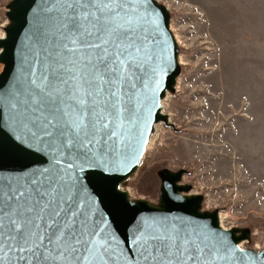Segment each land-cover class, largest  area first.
Wrapping results in <instances>:
<instances>
[{"label":"water","instance_id":"water-1","mask_svg":"<svg viewBox=\"0 0 264 264\" xmlns=\"http://www.w3.org/2000/svg\"><path fill=\"white\" fill-rule=\"evenodd\" d=\"M20 19L0 40V264H250L179 215L195 203L173 179L164 212L114 193L176 80L161 18L139 0H31Z\"/></svg>","mask_w":264,"mask_h":264},{"label":"rangeland","instance_id":"rangeland-1","mask_svg":"<svg viewBox=\"0 0 264 264\" xmlns=\"http://www.w3.org/2000/svg\"><path fill=\"white\" fill-rule=\"evenodd\" d=\"M152 1L184 64L174 66L176 80L162 101L166 124L156 125L151 148L120 188L133 203L161 208L171 178L195 203L190 216L224 214L244 250L262 253L264 0ZM30 2L0 0V40L22 26ZM3 68L0 60V75Z\"/></svg>","mask_w":264,"mask_h":264},{"label":"bare ground","instance_id":"bare-ground-1","mask_svg":"<svg viewBox=\"0 0 264 264\" xmlns=\"http://www.w3.org/2000/svg\"><path fill=\"white\" fill-rule=\"evenodd\" d=\"M142 2L148 9L149 11L157 18L158 22L160 23L162 29L165 31V26L160 22L159 16L156 14V12L152 9V6L150 4V0H139ZM170 28V27H169ZM165 40L168 44V49L171 51L172 50V44L171 40L167 37L165 32L163 33ZM5 36V35H4ZM175 59V60H174ZM168 61H169V66L172 68L173 62L176 61L178 65H183V59L180 56L177 57H172L171 53L168 55ZM172 74L169 75V78H172ZM167 92L164 88V85L161 84V90H160V95L155 103V108H154V114L153 118L149 122V127L146 131L145 138L143 140V144L140 150V153L136 159V162L134 166L131 168V170L127 173V175L114 186V193L118 195L124 203L127 205L136 207L138 209H151L159 212H164L166 209V202L164 201V205L161 208H155L150 205V203L146 202L145 200H140L139 203H133L130 201L129 196L126 192H123L120 188V184L122 181L130 178L138 169L139 165L142 162V159L144 158V153L146 150L150 149V138L152 133L155 130V127L157 123L164 117L163 112H162V101L166 99ZM160 119L158 122L157 120ZM168 184H174L176 187H178L175 183L169 181ZM176 199L180 202L182 205H186L189 200L184 199L182 196H180L179 192H176ZM179 215L188 218L192 220L194 223H198L201 225H206L211 233H213L216 236L223 237L227 240L229 244L230 250L240 258H243L250 264H264V254H259L257 252L253 251H246L243 248V244L245 241H239L237 236L230 230L226 229L223 225V220L226 217L224 214H219V216H214V217H203V218H194L190 215L187 214V211L180 210Z\"/></svg>","mask_w":264,"mask_h":264},{"label":"trees","instance_id":"trees-1","mask_svg":"<svg viewBox=\"0 0 264 264\" xmlns=\"http://www.w3.org/2000/svg\"><path fill=\"white\" fill-rule=\"evenodd\" d=\"M148 174L150 175V177L152 178V176H153V174H151V172H148ZM249 221H251L252 222V224H253V227H260L261 225V223H262V221H260L259 219H251V220H249Z\"/></svg>","mask_w":264,"mask_h":264}]
</instances>
